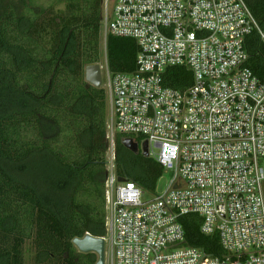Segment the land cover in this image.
<instances>
[{"label": "built area", "instance_id": "2783aa9c", "mask_svg": "<svg viewBox=\"0 0 264 264\" xmlns=\"http://www.w3.org/2000/svg\"><path fill=\"white\" fill-rule=\"evenodd\" d=\"M112 1L101 3L105 39L139 49L136 69L116 74L105 49V264H264V79L244 48L254 30L264 45V29L244 0ZM174 66L192 74L184 90L163 85ZM116 134L147 140L148 156L174 171L162 192L143 200L119 181ZM191 213L201 233H217L221 257L185 244Z\"/></svg>", "mask_w": 264, "mask_h": 264}, {"label": "trees", "instance_id": "16d2710c", "mask_svg": "<svg viewBox=\"0 0 264 264\" xmlns=\"http://www.w3.org/2000/svg\"><path fill=\"white\" fill-rule=\"evenodd\" d=\"M64 1L65 12L52 15L55 0H0V264H24L27 240L35 264H96V254L79 252L72 240L106 235L107 105L104 88L84 78L100 61L102 0ZM244 1L264 29V0ZM244 48L245 65L264 79L256 30ZM105 49L111 74L136 69L135 39L107 34ZM191 83L186 67L163 73L166 87ZM124 137L115 135L116 177L154 194L162 166L125 148ZM180 221L186 245L223 255L217 233L200 232L197 214Z\"/></svg>", "mask_w": 264, "mask_h": 264}, {"label": "water", "instance_id": "95a60500", "mask_svg": "<svg viewBox=\"0 0 264 264\" xmlns=\"http://www.w3.org/2000/svg\"><path fill=\"white\" fill-rule=\"evenodd\" d=\"M85 81L99 88L102 84L101 67L98 63L87 65L84 69ZM123 146L134 153H141L148 157V142L142 141L140 144L130 137L122 139ZM123 179H119L122 181ZM73 245L81 253H94L97 256L96 264H105V242L103 237H94L85 234L83 237H77L72 240Z\"/></svg>", "mask_w": 264, "mask_h": 264}, {"label": "rangeland", "instance_id": "374dc122", "mask_svg": "<svg viewBox=\"0 0 264 264\" xmlns=\"http://www.w3.org/2000/svg\"><path fill=\"white\" fill-rule=\"evenodd\" d=\"M49 0H36V4L38 6H46L48 4ZM65 4L66 2L64 0H55L53 6H52V15L56 12L64 13L65 12ZM110 8L113 7L114 1L110 0ZM105 37L101 29V36H100V61L98 64L101 67V75L102 78L105 79L106 77V67H105ZM103 86V83L101 84L100 87ZM174 171H164L163 175L161 178L158 180L157 183V192H162L168 185L169 180L173 177ZM150 198V195L146 194L143 196V200H147ZM34 255H35V249L33 247L32 241L27 240L25 245H24V264H35L34 260ZM107 256L105 257V259Z\"/></svg>", "mask_w": 264, "mask_h": 264}]
</instances>
